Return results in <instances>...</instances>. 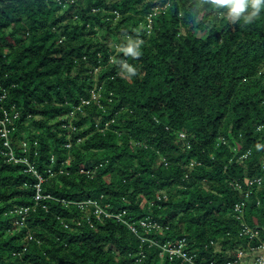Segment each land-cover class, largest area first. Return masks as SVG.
I'll return each mask as SVG.
<instances>
[{"label": "trees", "instance_id": "obj_1", "mask_svg": "<svg viewBox=\"0 0 264 264\" xmlns=\"http://www.w3.org/2000/svg\"><path fill=\"white\" fill-rule=\"evenodd\" d=\"M160 1L0 0V114L20 111L14 151L51 196L36 204L37 175L0 153V264H185L150 241L181 237L222 260L212 240L245 241L234 178L263 176L244 219L264 240V9L233 24L201 0H171L149 31ZM128 37L143 41L138 59L116 51ZM94 87L101 104H82ZM87 199L163 229L64 203ZM17 206L30 207L24 225Z\"/></svg>", "mask_w": 264, "mask_h": 264}, {"label": "built area", "instance_id": "obj_2", "mask_svg": "<svg viewBox=\"0 0 264 264\" xmlns=\"http://www.w3.org/2000/svg\"><path fill=\"white\" fill-rule=\"evenodd\" d=\"M60 3H63L62 0H56ZM72 2L74 0H71ZM163 3L164 5H160ZM171 4V0H161L156 6L152 8V10L146 15L148 20V28L149 31L153 25V17L162 9L167 8ZM118 14V12L116 11ZM100 89L94 87L91 90L90 98H83L82 104L90 103L92 100H95L99 105L100 101ZM5 94L2 95L4 97ZM80 108V106H78ZM20 115V111L13 107L12 111H9L7 108L2 109V114H0V139L2 140V144L0 145V153L4 154L8 160H12L15 162L23 161L29 165V169L32 170L38 177V181L35 183V201L36 204L40 203L44 198L51 197L49 193L43 192V182L45 178L40 175L35 169L34 165L28 160L27 156H17L12 142H11V133L15 128L14 118H17ZM72 125V124H71ZM180 135L182 137L186 136L185 132H181ZM22 150L23 152H27L29 145L26 140H21ZM71 146V143L67 144ZM244 154L243 156H246ZM195 165V162H191L190 166ZM263 181V176L257 177H248L245 181H241L239 179L234 178L231 184L237 189L241 194V199L238 200L234 205V211L236 217L241 220V228L239 231L240 236L245 238L244 243L239 244L236 248L230 249H222V246H219V242L212 240L210 245H215L219 252H223L222 254H226V257L218 261V259H208L205 256H199L197 252H194L188 248V241L186 237H181L177 240L168 239L163 243H159L157 240H150L153 244H157L161 247V254L168 255L172 260L174 258H181L183 263L185 264H244V260L248 258L252 260L249 264H264V240L261 239V230L258 227L251 226L245 221V207L247 205V200L251 195V188L253 186L260 185ZM64 201V200H63ZM65 204L77 203L82 208H92L93 212L100 219L103 217H116L118 220H122L128 224V226L136 233L139 232V227L146 230H159L162 231L163 226L159 224L157 221L152 219H141L138 223L130 222L125 218V214L127 211L124 209L118 213H114L105 208L98 200L87 199L83 201H64ZM46 207V204H43ZM29 206H17L14 211L17 213L16 223L20 225L25 224V216L29 211ZM19 216V217H18ZM66 227H69V223L65 220H62ZM32 237V236H30ZM143 240H146V237H142ZM206 245V247H208ZM220 254V255H222Z\"/></svg>", "mask_w": 264, "mask_h": 264}, {"label": "clouds", "instance_id": "obj_3", "mask_svg": "<svg viewBox=\"0 0 264 264\" xmlns=\"http://www.w3.org/2000/svg\"><path fill=\"white\" fill-rule=\"evenodd\" d=\"M207 4L208 7L219 17L228 20L235 24L238 21H243L244 24H251L258 19L262 9H264V0H201L198 7H203ZM143 43L141 40L129 39L126 45L117 47V52H123L125 56H130L138 59L141 55L140 46ZM121 75L125 78H131L137 74L135 67L127 63L121 62ZM258 149L264 147L257 144Z\"/></svg>", "mask_w": 264, "mask_h": 264}, {"label": "rangeland", "instance_id": "obj_4", "mask_svg": "<svg viewBox=\"0 0 264 264\" xmlns=\"http://www.w3.org/2000/svg\"><path fill=\"white\" fill-rule=\"evenodd\" d=\"M160 5H164L163 3H161ZM205 32L206 31H199V35H201V34H205ZM129 39H131V37H128V39L127 40H129ZM113 40V39H112ZM111 44H113V42H111ZM73 116L71 115V116H69V119H71ZM219 246H220V243H219ZM250 262H252V260H251V258L249 259H247V260H244V264H249Z\"/></svg>", "mask_w": 264, "mask_h": 264}]
</instances>
